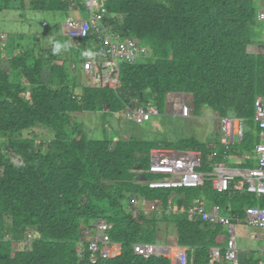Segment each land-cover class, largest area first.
I'll list each match as a JSON object with an SVG mask.
<instances>
[{
    "label": "trees",
    "instance_id": "trees-1",
    "mask_svg": "<svg viewBox=\"0 0 264 264\" xmlns=\"http://www.w3.org/2000/svg\"><path fill=\"white\" fill-rule=\"evenodd\" d=\"M103 3L112 32L137 39L152 52L147 61L122 62L117 84L102 80L88 86L80 81L77 71L89 54L104 67L95 32L77 41L65 30L50 47L35 36L11 55L9 69L0 65V135L8 139L0 138V264H173L169 256H141L134 247L159 244L171 224L179 245L187 248L188 264H211L210 253L217 246L222 250L214 264H232L222 247L228 227L192 218L187 209L195 199L205 198L234 219L243 217L248 206H264V197L233 186L218 191L208 174L200 187L152 188L138 177L142 171L149 180L155 177L147 173L154 149L199 150V170L204 173L222 171L225 158L237 152L249 155L253 165L261 141L256 100L264 97V53L248 51L260 23L257 0ZM80 4L21 0L20 8L70 14L83 9ZM12 5L13 0H0V10H11ZM4 55L1 49L0 59ZM172 93L192 95L194 113L208 106L219 118L244 119L242 140L227 151L221 139H94L75 117L147 105L164 113ZM38 127L53 132L48 143L38 142L35 131L16 136ZM100 218L114 224L110 234L122 250L93 263L86 232ZM262 262L257 251H251L239 264Z\"/></svg>",
    "mask_w": 264,
    "mask_h": 264
},
{
    "label": "built area",
    "instance_id": "built-area-1",
    "mask_svg": "<svg viewBox=\"0 0 264 264\" xmlns=\"http://www.w3.org/2000/svg\"><path fill=\"white\" fill-rule=\"evenodd\" d=\"M103 0H81L83 10L88 16L83 19L70 17L67 20L66 28L68 35L77 41L86 39L91 32H95L101 39V51L105 55L103 62L105 71L103 76L105 81L117 84L120 64L122 62L134 63L146 57L150 48L143 45L134 38H124L120 34H114L112 27L106 21L107 10L103 5ZM74 5H77L74 3ZM80 9V8H77ZM81 10V9H80ZM259 19L264 22V9L259 10ZM151 51V50H150ZM99 62L90 61L86 64V69L94 72V67ZM99 76V73L97 74ZM129 119L142 123L152 117L161 115L160 109L155 105L140 106L137 109L128 108L126 110ZM182 112L185 116L192 115V108L188 104H183ZM255 121L261 129V141L256 145L254 167L249 170L237 171L224 168L216 173H203L198 171L202 163V153L198 150L152 152V164L147 173L155 176L146 181L139 177L138 182L148 184L152 188L162 187H200L204 184L206 174H208L218 191H228L233 188L238 191L254 193L258 197H264V97L256 100ZM222 144L227 151L232 150L239 143L244 135L245 120L234 117H221ZM141 176L145 172H140ZM139 174V176H140ZM153 208L155 206L153 205ZM188 213L192 218H200L202 221L211 224H222L229 228L231 237L226 247V257L232 264L240 263L239 245L236 234V224H247L252 228H257L264 232V206H248L245 216L231 218L223 215L220 208H207L205 198H197L188 208ZM114 224L109 220L100 218L93 222L91 229L87 230L91 260L97 263L101 259H108L118 255L122 250V244L112 240L110 232ZM32 239L33 235H29ZM80 251L84 250V243H79ZM137 254L145 257L152 255L166 254L167 251L157 244L137 243L134 245ZM220 247H213L211 250V264L221 255ZM261 258L264 264V244L260 248ZM179 264H188L187 248L178 254ZM193 264V263H192Z\"/></svg>",
    "mask_w": 264,
    "mask_h": 264
},
{
    "label": "rangeland",
    "instance_id": "rangeland-1",
    "mask_svg": "<svg viewBox=\"0 0 264 264\" xmlns=\"http://www.w3.org/2000/svg\"><path fill=\"white\" fill-rule=\"evenodd\" d=\"M262 3L263 0H257L259 7ZM20 5L21 0H13L11 10H0V50L3 49L5 51V55L0 59V65L4 69H9L11 55H16L21 45L28 46L31 44L35 36L40 37L42 42L47 43V47H50L51 40L55 39L59 34H64L67 20L70 17L83 19L88 16L86 10L83 9H72L70 14H65L62 12L33 11L22 7L20 8ZM263 26L264 24L260 22L258 26L259 35L262 34ZM151 56L152 52L149 50L147 56L141 58V60L147 61ZM77 73L80 81L88 86L98 82L101 83L104 80L101 77L100 81L95 82V76L91 75L88 70L86 71L85 65H82ZM107 73V71L102 69V75H106ZM176 97L187 98V95L178 93L170 94L164 113L142 123L129 119L126 111L107 114L106 116L105 112H86L77 114L75 117L84 124L89 137L94 139H103L106 135H116L117 139L126 140L135 138L139 140H168L175 142L183 138L191 137L206 143L216 140L218 134H221V122L219 121V117H216V111L211 107L204 106L197 113L193 112L190 118H184L183 112L180 114L175 113V105H177ZM35 129L32 131L24 130L16 136L28 137L35 131L33 136L37 138L38 142L48 143L52 139L53 132L51 133V131L49 132V130L43 127ZM2 137L0 135V138ZM2 139L5 142L8 141L7 138ZM140 206L145 208L144 203H141ZM152 209H154L153 206ZM252 229L255 228L249 225H237L239 255L241 258L244 252L252 248L254 244L251 233ZM167 230H165L167 231V236L173 235L176 227L174 224H171ZM225 237L228 239L227 234H225ZM259 243L263 245L264 241H259ZM30 245L31 242L27 244V248H30Z\"/></svg>",
    "mask_w": 264,
    "mask_h": 264
},
{
    "label": "crops",
    "instance_id": "crops-1",
    "mask_svg": "<svg viewBox=\"0 0 264 264\" xmlns=\"http://www.w3.org/2000/svg\"><path fill=\"white\" fill-rule=\"evenodd\" d=\"M259 8H260L259 10L264 9V0H263V3L260 5ZM260 22H262L264 24L263 21L260 20ZM262 29H263L262 30V34H260V35L257 34L256 42H254L253 44H251L249 46L248 51L250 53H255V54L264 53V26H263ZM90 61H96V62H98V59L96 57H94L92 54H89L88 55V61L87 62H90ZM87 62L85 63V67H86ZM103 69L105 70L104 67H103ZM86 71H87V69H86ZM98 73H99V76L97 75ZM90 74L93 75V76H95L94 77V79L96 80L95 82L100 81L101 77L104 76V75H102V69H100L98 63L96 64V67H94V72L93 73H90ZM175 100L177 102V105H175L176 106V109H175V113L176 114H180L182 112V106H183V104H188V105L191 106V108L193 106V98H192V95H190V94L187 95V98H185V97H182V98L181 97H176ZM192 114H193V110H192ZM191 116L192 115H189V116H185L184 115V118H190ZM216 117H218V112H216ZM219 121H220V118H219ZM220 129H221V134L220 135L218 134V138L217 139H222L223 133H222L221 124H220ZM221 143H222V141H221ZM155 151L174 152V151H180V150H175V149H154L153 152H155ZM182 151H188V150H182ZM248 158H249V155L248 156L241 155L239 152L234 153V154H230V155H228L225 158V161H224V164H223V169L226 168L227 170H237V171H240V172L241 171H244V170H249V169H251V168L254 167V165L257 162V160H255L256 158L254 156L253 157L254 158L253 159L254 160L253 165L250 166V162H249V159ZM199 168H198V171H200ZM142 176H145V175L143 174ZM139 178L141 180H143L141 178V174H140ZM144 181H146V180H144ZM206 203H207V208L210 211L212 209H216L217 207H219L216 204L207 202V200H206ZM182 209L184 210V208H182ZM187 211H188V209H187ZM220 211H221V209H220ZM221 213L223 215H226L222 211H221ZM237 225H239V224H236V227H235L236 228V234H237ZM241 225L246 226L247 224H241ZM227 230H228V232L226 234L228 235V239H226V237L224 235V239H223V243L224 244L222 246V247L225 246V248L227 247L229 238L231 237V233H230L229 228H227ZM166 232L167 231L164 230L161 233V242L159 244H157V245L159 247H161L162 249H165L167 251V253L165 254V256L171 257L172 260H173V264H177L176 263V257L178 256V254H179L180 251H183L185 249V247H182V246L179 245V236L177 234V231H175L173 233V235H168V236H167V233ZM165 233H166V235H165ZM251 233H252V237H253L252 239L254 241V244H253L252 248H250V249H248V250H246L244 252V255L242 256V258L240 257V260H244V259L250 257V251H257V254H259V255L261 254L260 248H261L262 244L259 243V241H262V242L264 241V232L261 231V230H259V229H257V228H255V229H252V232ZM237 241H238V235H237ZM217 247H220V246H217ZM259 257H260V259H262L261 256H259Z\"/></svg>",
    "mask_w": 264,
    "mask_h": 264
},
{
    "label": "water",
    "instance_id": "water-1",
    "mask_svg": "<svg viewBox=\"0 0 264 264\" xmlns=\"http://www.w3.org/2000/svg\"><path fill=\"white\" fill-rule=\"evenodd\" d=\"M141 178H142L143 180H147V176H146V175H145V176H141ZM159 255H163V254H159ZM176 263L179 264L178 257H176Z\"/></svg>",
    "mask_w": 264,
    "mask_h": 264
}]
</instances>
